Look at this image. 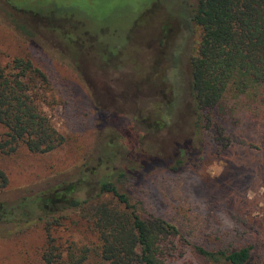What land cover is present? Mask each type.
<instances>
[{
	"label": "rangeland",
	"instance_id": "1",
	"mask_svg": "<svg viewBox=\"0 0 264 264\" xmlns=\"http://www.w3.org/2000/svg\"><path fill=\"white\" fill-rule=\"evenodd\" d=\"M10 1L0 0V65L27 57L46 74L39 105L66 143L46 154L23 147L0 154L9 182L5 196L16 199L70 178L85 158L92 169L102 149L133 165L139 154L172 158L192 138L194 154L179 173L159 168L141 184L143 215L165 219L206 250L252 245L260 264L264 89L253 101L249 95L225 100L204 121L202 134L190 137L186 72L199 29L181 20L194 0ZM176 99L173 115L161 113ZM117 130L137 144L133 152ZM62 221L56 233L62 242L70 237L78 246H95L94 233L78 216ZM41 234L36 229L0 240V264H40ZM177 264L209 263L188 249Z\"/></svg>",
	"mask_w": 264,
	"mask_h": 264
},
{
	"label": "trees",
	"instance_id": "2",
	"mask_svg": "<svg viewBox=\"0 0 264 264\" xmlns=\"http://www.w3.org/2000/svg\"><path fill=\"white\" fill-rule=\"evenodd\" d=\"M185 9L182 23L193 32L199 29L186 72L193 137L202 134L204 121L209 123L225 100L249 95L253 101L264 89V0H194ZM48 83L27 57L0 65V154L22 147L34 155L46 154L66 143L39 105ZM177 103L169 101L161 113L170 117ZM117 132L122 146H137ZM195 143L188 138L169 159L139 154L133 165L102 149L92 169L85 158L70 178L16 199L5 196L9 182L0 170V240L14 241L38 229L44 239L40 264H177L188 249L209 264H257L252 245L206 250L191 245L165 219L143 215L139 191L145 178L159 168L179 173L193 156ZM69 215L88 224L94 247L57 237Z\"/></svg>",
	"mask_w": 264,
	"mask_h": 264
}]
</instances>
